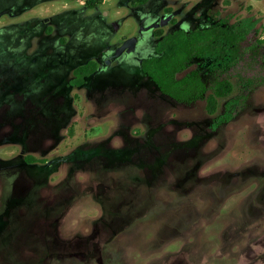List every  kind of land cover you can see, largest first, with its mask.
Masks as SVG:
<instances>
[{"label": "rangeland", "instance_id": "374dc122", "mask_svg": "<svg viewBox=\"0 0 264 264\" xmlns=\"http://www.w3.org/2000/svg\"><path fill=\"white\" fill-rule=\"evenodd\" d=\"M22 1L0 0V264H264V84L217 125L225 99L209 115L204 98L178 103L144 85L152 83L140 63L154 52L147 28L119 52L104 27L94 48L107 47L111 65L101 66L92 92L58 90L73 68L60 82L51 65L34 72L47 86L36 79V90L8 89L33 82L25 62L39 59L34 49L50 55L63 32L81 31L66 16L85 0ZM251 3L249 11V0H217L201 15L260 18L250 42L264 38V0ZM95 4L109 19L128 14L124 0ZM198 4L165 7L191 14ZM192 70L209 81L195 61L176 78ZM27 156L44 163L27 165Z\"/></svg>", "mask_w": 264, "mask_h": 264}, {"label": "trees", "instance_id": "16d2710c", "mask_svg": "<svg viewBox=\"0 0 264 264\" xmlns=\"http://www.w3.org/2000/svg\"><path fill=\"white\" fill-rule=\"evenodd\" d=\"M87 5L94 3L88 0ZM260 22V18L248 17L231 26L177 32L160 41L161 56L145 61L142 70L161 92L179 102L204 98L209 115L215 114L219 101L225 99L215 122L228 123L244 108L247 95L264 84V39L249 42ZM194 58L208 62L211 79L207 84L196 72L175 78ZM91 72L87 67L77 69L71 84L83 85V76ZM25 162L32 164L36 159L25 158Z\"/></svg>", "mask_w": 264, "mask_h": 264}, {"label": "flooded vegetation", "instance_id": "af4514ba", "mask_svg": "<svg viewBox=\"0 0 264 264\" xmlns=\"http://www.w3.org/2000/svg\"><path fill=\"white\" fill-rule=\"evenodd\" d=\"M87 1L88 0H85L84 3L82 4V8L80 10L76 11L75 16H72L71 14L68 15L69 13L66 14V15H68L66 17L73 21L72 22L73 27H74L75 23L80 24L79 26H81V31H79L80 27H74V28H71L69 30L67 28H65V29H67V31L63 32V33H65V36L58 39V41H57L58 44L55 45V42H52L51 47L49 49L47 47L48 50L51 49L50 55L42 54L41 50H38L37 48L34 49L33 55L37 52V54H39V59L36 60L34 58V60H32V62H29L31 60L25 62V63H30V65L33 66L32 74L28 71L26 72V76L32 75L33 82L23 83L22 82L23 80H19V81L16 80L11 85L7 86L8 89L14 88L15 85H19V87H21V86H31V84H33L34 86L31 88H32V90H36L35 80L36 79H38L39 81L42 80L46 84V78L39 76L38 73L35 74L34 72L35 71L38 72L39 69H42V67H46L47 65H51V67L53 68V71L57 74V76H58L57 78L60 82L63 81V79L66 77V75L68 73V69L73 68L71 75L68 78L69 79L68 82L65 83L66 87L63 88V87H58L59 85H56V88L58 90L65 89V88H67L69 90H72L75 88L80 89V88H84L85 86L89 85L92 87L91 88V92H92L93 91V84L95 83V81H94L95 77H96L97 73H99V71L101 70V66L102 65H107V66L111 65L110 60L108 59V52H105V51H107V47L102 46L98 50H96L94 48L95 40H100L102 34L104 33V32H101V31H104V27L108 30H113V32L115 34V41L114 42H116L118 45H120L119 52H123L127 48L134 47L137 44V40L134 39L133 36L136 33L139 34L141 28L144 27V28H147L146 29L147 32H150V34L154 38L153 39V44H154L153 56L146 58V59H143L140 63V69L142 72L141 73L142 76L148 78V80L151 81V83H152V85H150L149 83H147V84L145 83L144 85H148L149 87H153L154 89H156L157 92L161 93L162 96L164 95V97L170 98L171 100L176 101L178 103L187 102V101L179 102V101L169 97L168 95L164 94L163 92H161V90L154 84V82L150 79V77L148 75H146L142 70V66H143V63L145 61L161 56V53L158 52V49L160 48V41L163 40L165 37L171 36L177 32L188 34L190 32H194V31H201V30H205V29H210L214 26H220V27L231 26V25L237 23L238 21H240L241 19H245L248 17H254L253 15L247 16V17H240V18L236 19L234 22L229 23V20L227 18L228 16L227 17L221 16L220 11L219 12L216 11L213 13V16L210 15L211 17L206 16V18H203V16L201 15L202 10H205V8L211 4H215V2L217 0H202V4H200V5L198 4V8L201 6L203 8L198 10L196 13L192 12L191 14L190 13H183V10H181V9L170 10L168 7H165L167 0L161 1V5H154L153 7H152V3L154 0H124L125 1L124 6L128 8V14L126 15V17L121 16L118 18L115 17V18L109 19L103 13H99V14L97 13V9H96L97 6L95 4L96 0H90V1H92V3H94L93 6L87 5ZM97 1H100V0H97ZM254 1H260V0H254ZM22 3H23V1L21 0V4ZM21 4H20V6H21ZM247 5L248 6H246V7H249L248 8L249 11H252V4L250 3ZM254 19H258V18L254 17ZM93 21L100 23V26L97 29H95L94 32H92L89 28H87L85 32L82 31L85 26L89 25V23H91ZM259 24L255 27V30H253L252 33L257 31ZM124 25L126 26V29H129L131 32L129 31V33H127V34H122L121 32H122V30H124V28H123ZM182 27H184V28L182 29ZM33 30H36V29H33ZM50 30H51L50 28H47V32L49 34L45 33L46 36L51 34L52 30L51 31ZM8 34H10V33L6 32L5 34H3V37L6 38L8 36ZM117 34H119V36ZM258 39H260V38H258ZM263 39L264 38H262L260 40H263ZM2 45H4V44H2ZM35 45H37V42ZM74 47L76 49V53L72 56L67 55V52L70 49H73ZM42 51H43V49H42ZM80 52L83 54H86L87 57L84 60L81 59L82 63L85 62L84 64L77 65L78 62L80 61V60L76 59V58H78L77 57L78 54L80 57L82 56V54ZM42 55H44L43 56L44 58L46 55H48V58L44 59L42 57ZM194 61L195 62H202L206 65V69H207L206 72H207V76H208L209 81H210L211 77L209 75L210 73H209V69H208V62H206L203 59H196V58L192 59L190 61L189 65L181 72H184L187 68H189L191 63ZM25 63L18 61V64L22 68L25 67V65H24ZM18 64H17V66H18ZM82 67H87L92 72L89 75L83 76V80H82L84 82L83 85H80V86L79 85L78 86L72 85L71 82L76 79L75 74H74L75 71L79 68H82ZM181 72L176 73L175 78ZM192 72L198 73L197 70H192L189 73H187L185 76H187L188 74H190ZM185 76H183V77H185ZM199 76H200V74H199ZM14 77H15V79H18L19 74L15 75ZM182 78H180V79H182ZM177 80H179V79H177ZM207 83H205V84H207ZM45 86H47V84ZM34 92H36V91H33V93ZM208 94L209 93H207V95ZM11 107H12V110L14 111V108L16 106L11 104ZM65 109H66V107L63 106L62 110L64 111ZM222 111H223V107H222ZM66 112H67V110H65L63 113H66ZM38 113H39V110H38ZM26 158H33V157L27 156ZM24 161H25V158H24ZM37 162L44 163L43 160L39 161L36 159V162H34L32 164H35ZM26 164L32 165V164H28V163H26Z\"/></svg>", "mask_w": 264, "mask_h": 264}, {"label": "crops", "instance_id": "0c3cea01", "mask_svg": "<svg viewBox=\"0 0 264 264\" xmlns=\"http://www.w3.org/2000/svg\"><path fill=\"white\" fill-rule=\"evenodd\" d=\"M251 1H254V0H249V4L251 3ZM83 4V3H82ZM81 4V5H82ZM252 4V3H251ZM81 9V7H79V6H77L76 8H75V10L77 11V10H80Z\"/></svg>", "mask_w": 264, "mask_h": 264}, {"label": "bare ground", "instance_id": "6f19581e", "mask_svg": "<svg viewBox=\"0 0 264 264\" xmlns=\"http://www.w3.org/2000/svg\"><path fill=\"white\" fill-rule=\"evenodd\" d=\"M128 208V207H127Z\"/></svg>", "mask_w": 264, "mask_h": 264}]
</instances>
